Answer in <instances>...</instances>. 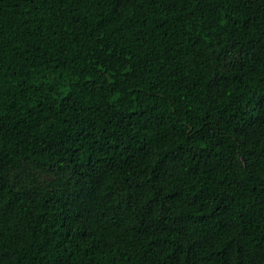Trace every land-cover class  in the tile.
<instances>
[{
	"label": "trees",
	"instance_id": "16d2710c",
	"mask_svg": "<svg viewBox=\"0 0 264 264\" xmlns=\"http://www.w3.org/2000/svg\"><path fill=\"white\" fill-rule=\"evenodd\" d=\"M0 264H264V0H0Z\"/></svg>",
	"mask_w": 264,
	"mask_h": 264
}]
</instances>
